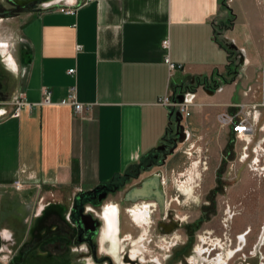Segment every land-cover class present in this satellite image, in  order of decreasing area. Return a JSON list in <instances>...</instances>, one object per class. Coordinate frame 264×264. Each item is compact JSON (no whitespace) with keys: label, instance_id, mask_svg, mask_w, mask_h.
Instances as JSON below:
<instances>
[{"label":"crops","instance_id":"0c3cea01","mask_svg":"<svg viewBox=\"0 0 264 264\" xmlns=\"http://www.w3.org/2000/svg\"><path fill=\"white\" fill-rule=\"evenodd\" d=\"M59 1L32 10L19 23L16 58L0 41L15 68L4 63L14 78L15 99L37 103L48 88L53 102L12 115L14 107L7 113L0 96V194L18 196L27 205L38 201L35 208L26 206L25 221L39 215L42 197L64 193L69 198L109 184L150 155L174 131L163 96L192 103L190 115L182 116L186 140L195 133L209 135L216 115L234 112V104L264 100V66L256 49L264 38L238 26L246 0ZM70 6L74 13L58 10ZM166 54L181 67L171 71ZM70 87L77 101L92 105L90 110L75 113L58 104ZM256 127L261 138L255 140L254 135L238 140L223 127L242 144L240 161L247 158L245 147L264 142V108ZM16 180L26 190L13 192ZM7 228L3 225L1 233L9 236Z\"/></svg>","mask_w":264,"mask_h":264},{"label":"flooded vegetation","instance_id":"af4514ba","mask_svg":"<svg viewBox=\"0 0 264 264\" xmlns=\"http://www.w3.org/2000/svg\"><path fill=\"white\" fill-rule=\"evenodd\" d=\"M48 2L49 0H0V25L25 23L32 10L41 9ZM1 76L3 77L0 63V85ZM0 95L5 96L1 92ZM171 129L174 131L167 134L161 142L165 149L154 151L138 165L131 167L123 177L109 184L96 185L87 192L76 193L69 198L64 193L42 197L39 201L42 207L39 215L29 222L25 221L27 207L35 208L38 201L34 205L32 202L27 205L18 196L9 199L5 194H0V264H203V261H209L216 255L215 252L211 255L212 251L204 246L210 239L208 235L211 231L201 227L213 212L216 205L214 198L209 195L207 201L203 202L199 215L185 221L174 213L175 209L167 208V193L162 178L165 202L162 210L154 203L155 199L138 198L132 201L128 198L130 196L127 193L131 188L140 187L147 176L159 173V168L166 163V158L162 163L164 154L179 137L174 126ZM145 194L158 195L153 189ZM114 197L116 201L112 205L117 209V230L113 236L117 237L116 246L113 245L111 237L106 235L104 218L107 207L112 206L104 208V205ZM143 201H150L147 203L150 208L149 219L151 215L154 217L148 237L144 235L146 225L139 224L134 218L137 210L134 206ZM6 203H16L18 207L13 211L15 216L11 219L2 211ZM232 206L235 208L236 204ZM231 209V205L226 204L223 211L225 213L227 210L232 211ZM10 213L9 215L12 214ZM234 214L235 212L232 215ZM3 225L10 230L7 238L1 234ZM200 229L204 234L202 239L198 238L201 243H192ZM178 230L179 235L170 236L173 231ZM161 234L163 238L160 237ZM228 235L223 233L224 237L219 238V241L223 243L228 239L231 245L230 235L235 237V233L233 231L232 234L230 230ZM167 236L166 243H158ZM244 237L245 235L240 237L238 248L246 240ZM199 250L200 254L206 252V256L199 257ZM232 252L228 251L225 256L220 254L213 263L221 264V261L229 260Z\"/></svg>","mask_w":264,"mask_h":264},{"label":"rangeland","instance_id":"374dc122","mask_svg":"<svg viewBox=\"0 0 264 264\" xmlns=\"http://www.w3.org/2000/svg\"><path fill=\"white\" fill-rule=\"evenodd\" d=\"M245 3L246 6L238 11V26L243 29L250 27L252 31L250 35L252 37L261 36L264 38V0H246ZM21 23L22 22H20V24ZM20 24L2 23L0 25V41L9 45L8 51L14 56L19 54ZM226 27L227 24L223 25L221 28L225 30ZM252 40L249 41V43H252ZM248 46L249 48L251 47L250 45ZM256 49L259 55L260 65L264 66V40L261 41ZM2 51L3 50L0 49V63L3 74V77L1 76L2 83L0 85V92L1 94H5V99L1 98V101L3 99L5 100L2 102H6V112L9 113L8 107H13L12 102L15 99V95H12L13 92L11 90L14 78L10 71L4 69V63H6L8 69L15 68L8 63V56ZM260 90L263 94V85L260 87ZM0 96L3 97L4 95ZM258 101H263V99L253 102ZM251 103L250 101L240 102L234 104L233 107L238 104H246L250 107ZM261 109L263 108H259V111ZM210 128V130L207 129V131L211 135H207L206 131L204 135L195 133L191 135L188 140L185 139L183 142L177 143L174 150L176 152L173 153L174 155L172 157L168 155L171 158H166L167 164H163L162 167L159 168L167 193L166 206L168 209H175L174 213H176L180 219L184 221L191 220L199 215L200 209L203 208V202L207 201V197L210 195L211 198L215 199L216 205L213 212L208 217V221L202 224L201 229L211 231V234L208 235L210 239L207 240V245L205 244L204 246L207 250L212 251L211 255H213L214 252L216 255L209 261H203V264H214V259L218 258L220 254L227 255L228 251L233 252L232 255H229V257H231L229 260H223L224 263L227 262L226 264H264V168L260 167L262 165L258 164L256 166L252 162L256 156L262 160L263 155L260 147L264 149V142L257 147L254 146L253 142L246 150H243L242 155H247L246 160L243 162L239 160V150L242 144L237 141L235 137L232 138L230 135L224 134L223 127L218 124L217 120ZM253 135V140L261 138L258 127H256ZM252 145L256 148V153L252 151ZM227 147H229L228 151L226 150ZM146 173H149V171ZM12 185L14 187V189H12L13 192L26 190L23 184L20 188H16L14 183ZM8 191H10V189ZM185 192L187 195H183ZM120 194L121 193H118V195ZM115 201V197L107 200L104 208L112 205ZM149 202L150 201H143L135 205L134 208H147L150 212L149 205L147 204ZM139 204H141L142 207H139L141 206ZM226 204L231 205V210L235 212L234 215H232V211L228 210L224 213L223 209ZM234 204H236L235 208L232 206ZM15 208H18L16 203H6L2 210L3 214L6 217L9 216L11 219L15 216L13 213V211L16 210ZM134 208L131 209V213ZM9 213L11 215H9ZM153 220L154 217L151 215L148 220L149 222L145 221L142 223L144 226L146 225V233H144V235L147 237L149 230H152L151 226H153ZM201 229L196 232L192 243H201V240H198V238L202 239V235H204ZM230 230H232V234L233 231L235 233V237L230 235V237H232V244L229 245L228 239L225 241L224 238L222 239L224 240L223 243L219 241L223 233L229 236L228 233ZM105 232L106 235H108L107 231ZM1 234L5 238L8 237L7 231H2ZM179 234V230L173 231L170 236ZM243 235H245L246 240L242 243L241 247L238 248L240 245V237ZM160 237L163 238V235L161 234ZM166 240H168V236L164 238V240H159L158 243H166ZM218 245L220 246L218 247ZM202 255L206 256V252L200 254L199 250V257ZM223 261L221 264H224ZM191 262L193 261L191 260ZM217 262L218 261H215V263Z\"/></svg>","mask_w":264,"mask_h":264},{"label":"built area","instance_id":"2783aa9c","mask_svg":"<svg viewBox=\"0 0 264 264\" xmlns=\"http://www.w3.org/2000/svg\"><path fill=\"white\" fill-rule=\"evenodd\" d=\"M58 10L65 13H74L76 8L74 6L59 7ZM168 45H169L168 39H164L162 41V47L165 50H167ZM77 49H80V46H77ZM164 60L171 71L181 67V65L171 62L168 54L165 55ZM73 71L74 69L68 70L69 73H72ZM160 102L162 104L169 106L171 109L172 107L176 108L181 112L183 117H188L190 115V112L188 110V108L192 105L190 101H184V100L181 102L174 101L171 99L169 95H165L160 99ZM50 104H53V102L51 101V91L48 88H44L42 91L41 100L37 103H29L23 97L14 99V101L12 102V106L14 107L12 115H17L20 109L25 106L31 107L38 105H50ZM58 104L71 106L75 111V113H81L85 110L88 111L92 107L91 104H83L77 101L74 87H70L68 89L66 96L63 97L58 102ZM261 107L264 108V100L258 102H252L250 107L246 104H238L235 105V109H236L235 112L233 113L227 111L219 112L216 115V120L221 127H229L237 139H242V140L251 139L253 137L254 131L257 126L259 108ZM246 148L247 147H245V149ZM260 149L262 150V155H263L262 160L256 156V158L253 159L252 162L254 163V165L257 166L258 164H260L262 165L260 167L264 168V149L262 147H260ZM253 150L254 153L257 152L256 148H254ZM13 183L16 188L22 187V183L19 180H16Z\"/></svg>","mask_w":264,"mask_h":264},{"label":"water","instance_id":"95a60500","mask_svg":"<svg viewBox=\"0 0 264 264\" xmlns=\"http://www.w3.org/2000/svg\"><path fill=\"white\" fill-rule=\"evenodd\" d=\"M51 3V6L53 5H59L61 2L59 0H49ZM54 2V3H53ZM228 46L232 49H237L236 45L233 43H229ZM182 101V97L179 99ZM173 118L171 127L174 126V128L177 130V133L179 134L178 139L175 141V143L168 149L167 153L164 154V159L162 160V163L165 161V158H167L168 155H171L174 153V150L177 146V143L183 142L186 139V133L184 131V125L182 124V114L179 110H173L171 109V114ZM164 141V140H163ZM162 141V142H163ZM165 149V147L160 143L159 146H157L153 151L162 150ZM160 172L154 175L147 176L141 183L140 187H133L128 191V195L132 201H135L138 198L142 199H155L157 204L159 205L160 209L162 210L165 206L164 202V192L162 188V180ZM156 190V195H146L145 193L151 190Z\"/></svg>","mask_w":264,"mask_h":264},{"label":"bare ground","instance_id":"6f19581e","mask_svg":"<svg viewBox=\"0 0 264 264\" xmlns=\"http://www.w3.org/2000/svg\"><path fill=\"white\" fill-rule=\"evenodd\" d=\"M172 109L177 110L174 107H172ZM183 195H187V193L185 192ZM134 215H135L134 218L136 219V221L139 224H141V223H144L145 221L149 220L150 212L147 210V208L146 209H139V210L137 209ZM104 218H105V222H106V231H107L108 235L111 237L113 245L116 246L117 237H115L113 235H116L114 233L117 230V209L114 206L107 207L105 214H104ZM223 263H224V261H223Z\"/></svg>","mask_w":264,"mask_h":264}]
</instances>
